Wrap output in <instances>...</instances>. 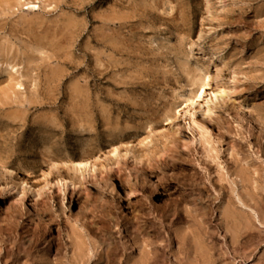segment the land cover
I'll list each match as a JSON object with an SVG mask.
<instances>
[{
  "label": "rangeland",
  "instance_id": "1",
  "mask_svg": "<svg viewBox=\"0 0 264 264\" xmlns=\"http://www.w3.org/2000/svg\"><path fill=\"white\" fill-rule=\"evenodd\" d=\"M203 74L264 123V0H0V264H102L87 255L108 236L125 248L108 264H133L139 229L149 264H199L195 249L207 264H264L263 230L236 238L217 217L239 176L262 186L249 205L263 213L264 137L219 134L224 110L208 134L217 168L202 147L177 149L164 119ZM191 183L208 200L179 204L199 194ZM193 207L208 216L186 218Z\"/></svg>",
  "mask_w": 264,
  "mask_h": 264
},
{
  "label": "bare ground",
  "instance_id": "2",
  "mask_svg": "<svg viewBox=\"0 0 264 264\" xmlns=\"http://www.w3.org/2000/svg\"><path fill=\"white\" fill-rule=\"evenodd\" d=\"M216 80V85L214 87H210L209 76L207 74H203L201 76H198L197 78L192 79L190 87L188 89V93L178 96L179 101L177 103V106L169 110L165 114L164 119L166 121H171L174 124V134H176L177 136L176 140L174 141L176 143L175 146L177 147V149L184 148L186 144L194 147L195 150L198 146L202 147L203 152L206 154L205 158L202 161V164L220 168V163L218 162L219 154L218 152H215L216 150L213 148L214 145L211 141L212 139L208 134L212 127L218 126L220 124L223 111L227 109L229 110V114L224 115V127L220 128L219 134L223 136L226 134L232 136L234 135L233 137L235 140L237 139L236 141L244 142L245 144L250 141V138L254 134L259 135V137H264V123L257 116L251 113L248 106L240 102L239 99L227 95L225 90L219 87L218 76ZM85 101L86 99L84 98V102ZM115 104L124 115L128 114L131 108H135L134 106H130L129 104L124 102H115ZM139 109L146 112V114L149 113L147 115L149 119L154 120L156 118V110L152 107L151 103L140 105ZM231 122H233L234 124H232ZM140 127L141 126L137 125L138 130L140 129ZM128 129L131 128H124V130ZM137 134L138 132L136 131L125 132L124 134H122L119 140L128 139L132 136H136ZM114 141L115 140L110 141L108 144ZM101 147L102 145L98 144V148ZM166 149H168V147L165 148V150ZM116 153L117 150H114L112 152L113 155H115ZM88 156L89 154L87 152L81 153V157L83 158H86ZM238 161L239 160L237 158L234 159V162L237 165ZM160 163L163 164L164 167L173 168L176 166H171V163L166 161V159L164 161H161ZM78 166L79 169L84 168L87 167V163L78 164ZM50 168H55V166L51 164ZM219 174V181H225V176L222 175V173ZM239 179L240 186L236 185L234 188L231 183L229 184V196H227V200L224 201L226 204L224 205L221 200L219 203H217L222 206L217 217L219 216V219L225 222L227 230H229L230 227L233 229V233L236 238H243L244 236H254L260 233L261 229L264 232V211L263 213L256 212L254 209L250 208L251 204L249 205L250 202H253L254 205L259 206L263 200V196L260 194V188H262L261 185H254L252 183L243 185L242 183L244 181L240 176ZM188 187L190 188V190H196L199 186L196 188V185L191 183L190 185H188ZM239 189H244L246 191L245 194H239ZM197 191L199 192L198 195L187 194L179 196L177 202L184 205L194 204L193 206H196V197L200 196V198L198 199L199 201L204 200L203 202H205L208 200V198L202 199L203 194L201 189H197ZM14 202L17 203L16 207L20 205L22 206L23 204L22 198L16 199L14 200ZM203 202H201L200 204H203ZM33 212L36 215L40 214V211L36 207H33ZM182 213L186 218L195 222H198V218L205 219L208 216V211L206 210V208L202 207L200 209H195L194 207L190 209L185 208L183 209ZM167 216L177 217L178 214H176L175 212H167ZM104 229L106 232H110V228L104 227ZM107 234L108 232L105 233V236ZM142 234L143 229H139L138 233L134 236V244L137 245L138 255L134 262H132L133 264H149L150 261L157 258L156 250L153 251L146 249L145 246L148 245V242L143 238ZM188 237H190V235H188ZM107 238V242H101V244L104 245L103 249L105 253H99L97 251L92 252L91 256L87 255L88 259L96 257L102 262V264H108L116 260V257L119 255V253H121V250L125 248L124 246L119 245L117 242H114L110 236H108ZM190 247L191 246L188 245L189 249ZM198 251V249L188 251L186 255L189 259L191 258L199 261V264H207L208 261L204 255L205 251ZM192 254H195V257L192 256ZM78 255L81 256L82 254ZM74 256L76 259H78L77 254H75ZM118 261L120 262L121 260L119 259Z\"/></svg>",
  "mask_w": 264,
  "mask_h": 264
}]
</instances>
